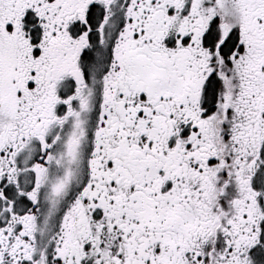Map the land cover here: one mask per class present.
Returning a JSON list of instances; mask_svg holds the SVG:
<instances>
[{
    "label": "snow or ice",
    "instance_id": "6c2138e0",
    "mask_svg": "<svg viewBox=\"0 0 264 264\" xmlns=\"http://www.w3.org/2000/svg\"><path fill=\"white\" fill-rule=\"evenodd\" d=\"M0 264H264V0H0Z\"/></svg>",
    "mask_w": 264,
    "mask_h": 264
}]
</instances>
